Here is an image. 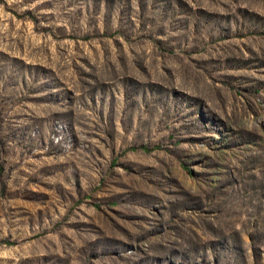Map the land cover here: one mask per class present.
<instances>
[{
	"label": "rangeland",
	"instance_id": "rangeland-1",
	"mask_svg": "<svg viewBox=\"0 0 264 264\" xmlns=\"http://www.w3.org/2000/svg\"><path fill=\"white\" fill-rule=\"evenodd\" d=\"M0 264H264V0H0Z\"/></svg>",
	"mask_w": 264,
	"mask_h": 264
}]
</instances>
